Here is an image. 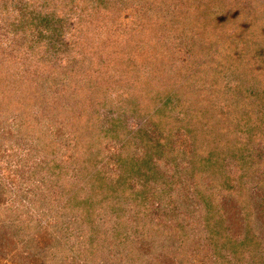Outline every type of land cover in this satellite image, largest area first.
I'll return each instance as SVG.
<instances>
[{"label":"trees","instance_id":"16d2710c","mask_svg":"<svg viewBox=\"0 0 264 264\" xmlns=\"http://www.w3.org/2000/svg\"><path fill=\"white\" fill-rule=\"evenodd\" d=\"M93 1L114 3L111 8L119 0ZM189 3L187 14L207 39L193 58L196 68L187 69L178 82L143 78L139 67L147 65L148 58L137 48L134 60L114 54L109 62L100 59V69L94 65L77 70L74 83L72 70L63 67L56 79L43 76L23 85L26 76L31 78L29 56L17 64L18 72L0 73V97H10L23 85L22 98L12 109L13 122L0 110L1 147L6 145L4 134L11 139L27 132L32 156H51L55 150H63L64 156L72 148L73 160L64 162H76L80 177L72 183L73 191L63 193L66 215L44 225L19 215L8 203L9 188L0 185V204L8 205L0 208V264H264V177L256 192L239 187L221 194L212 184L216 172L227 173L217 165L224 157L246 164L264 154V1ZM140 12H145L142 5L135 19ZM123 15L115 19L122 20L121 30L128 20ZM95 20L85 18L81 23L89 25L73 31L82 42L80 50L87 53L106 42L89 45L90 35L95 30L102 36L110 18ZM17 51L25 53L19 46ZM166 70L167 75L170 68ZM118 75L130 82L133 99L124 114L104 123L98 101L108 98L109 89L118 85L112 78ZM70 84L74 90L66 92ZM58 90L62 93L55 106L48 98ZM127 114L135 115L139 128L128 127ZM105 145L114 148L108 163ZM110 165L115 168L107 175ZM182 174H187L184 180ZM204 174L208 176L202 180ZM91 176L104 181L95 189L105 184L98 201L90 188ZM178 180L182 184L177 188ZM104 198L111 202L110 213L103 207L105 213L99 215ZM160 199L173 203V222L158 215L159 205L153 209ZM116 204L122 216L111 212Z\"/></svg>","mask_w":264,"mask_h":264},{"label":"rangeland","instance_id":"374dc122","mask_svg":"<svg viewBox=\"0 0 264 264\" xmlns=\"http://www.w3.org/2000/svg\"><path fill=\"white\" fill-rule=\"evenodd\" d=\"M114 1L110 0L111 3ZM190 1L149 0L148 3H144V1L138 3V0H119L117 3L120 5L115 4L117 6L109 8L114 3L106 5L93 0H48L47 2L44 0H0V73L5 74V72H9L8 70L13 71L12 73L18 72L17 64H23L26 61L24 56H29L32 57L28 60L31 65V78L26 76L23 85L36 83L34 79L43 78V76L56 79L63 67L72 70V83H74L77 79V70L81 72L82 69L94 65L95 68L100 69L102 66L100 59L104 57L105 62H109L111 58L115 57L114 54L121 55L122 53L125 55L124 57L131 56L133 59L134 54H136L133 53V50L136 51L135 48H137L138 51L141 50V54L139 51L140 56L148 58L147 65L139 67L143 78L152 79L155 82L162 81L164 84L177 78L175 81L178 82L183 74L186 75L187 69L190 71L196 68L197 60L193 58L201 52L202 39H207V37H201L198 24H195L191 16L187 14ZM139 5L144 6L145 12L138 13L140 16L135 19L137 16L135 11ZM82 9L85 12H82ZM24 10L27 11L24 12ZM82 13H84L83 17ZM121 13L124 14L125 19L128 18L122 24L125 27L122 30L119 28L122 20H115L117 19L116 16ZM106 15L107 20L110 18V21L104 26V34L98 37L94 30L93 35H90L92 37L90 40L93 43L89 40V45L103 39L106 40L105 44L101 46L100 50H91L89 53L80 50L82 46L78 44L82 42L79 43V37L73 31L77 28H86L89 25V22L81 23L85 18L90 19L95 16L98 18L95 20L96 23H99ZM194 34L196 37L193 38ZM111 38L114 39L113 44L108 43ZM18 46L24 48L25 53L23 55L18 52L20 50L17 51ZM100 51H102V55ZM164 61L168 62L164 64ZM165 68L166 71L170 68L167 75V72H164ZM103 72L100 76H104ZM115 81L118 85H113L109 89L108 98L98 101L101 121L104 123L109 121L111 117L124 114L127 111L128 102L133 99L134 93L128 79L125 78V81H122L121 76L118 75L116 78H112V83ZM171 84L173 85L174 81ZM23 85L17 91H13L12 94L9 93L10 97L2 98V95L0 97V110L7 113L6 116L9 121L13 122L15 118L12 109L15 108V102H19L22 98V94L19 96V92H22ZM70 87L71 91L74 90L70 84L66 92H71L68 91ZM112 88H115L114 92ZM61 93L60 90L56 91L52 98H48L49 101L52 99L54 101L52 104L57 106ZM126 119L129 128L140 127V122L137 121L135 115L129 114L128 116L127 114ZM240 135L242 134L240 133ZM2 138H4L2 144L6 145L3 147L0 145V185H4L6 189L9 188L7 189L8 203L18 208L19 215L24 218L32 216L41 220L43 225L55 223L56 218L65 216L68 208L62 207L66 204L63 193L71 189L73 191L72 183L74 180H80L76 162L70 165L64 162L65 159L73 160V149L68 148L64 156L63 150H55L51 156H47L46 153L32 156L31 136L27 132L15 133L11 139L4 134ZM113 149L112 146L108 148L107 145L104 146V161L106 163H108L110 150ZM60 160L62 162H56ZM232 160L229 157H224L223 161L217 164L223 169L222 172L227 173L222 176L221 173L217 175L216 172V177L212 183L214 184L213 187H216L218 192H223L221 194L233 189L235 192L239 187L256 192L263 184L264 154L263 157L255 155L254 158L253 156L252 162L246 164ZM112 168L115 166L110 165L106 168L107 175H110ZM209 174L211 175V173ZM182 175L180 176L184 180V176L187 174ZM206 175L204 174L201 179H206L208 176ZM178 181H176L177 188L182 184V181ZM98 182L104 181L92 177L90 188L94 196H98L95 201L100 199L98 192L103 191L105 185L102 184L95 189L94 187ZM106 183L112 186L109 182ZM198 183L197 180L196 184ZM223 185H228L229 189L224 190ZM61 193L62 196H60ZM109 196L112 197V194ZM105 199L102 202L103 206L98 205L100 206L97 211L99 215L103 214V207H105L106 212L110 213L111 202L105 201ZM111 200L113 201V199ZM160 200L163 201L157 202L153 209L159 205L156 210L158 215H163L161 217L170 223L173 222V213L171 212L173 209L171 204L173 205V203L170 200ZM20 201L23 202V205L20 204ZM216 201L221 200L215 199L214 202ZM175 203L179 205V211H181L179 202ZM7 206V204H0V208L4 207L5 209ZM115 211L122 216V210L119 206L115 207L114 205L111 212ZM189 213L194 212L190 209Z\"/></svg>","mask_w":264,"mask_h":264}]
</instances>
